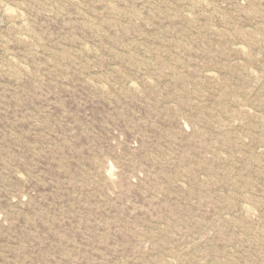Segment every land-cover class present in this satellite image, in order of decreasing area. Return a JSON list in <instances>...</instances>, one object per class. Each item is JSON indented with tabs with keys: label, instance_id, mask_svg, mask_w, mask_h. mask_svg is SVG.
I'll return each instance as SVG.
<instances>
[{
	"label": "rangeland",
	"instance_id": "1",
	"mask_svg": "<svg viewBox=\"0 0 264 264\" xmlns=\"http://www.w3.org/2000/svg\"><path fill=\"white\" fill-rule=\"evenodd\" d=\"M0 264H264V0H0Z\"/></svg>",
	"mask_w": 264,
	"mask_h": 264
},
{
	"label": "bare ground",
	"instance_id": "2",
	"mask_svg": "<svg viewBox=\"0 0 264 264\" xmlns=\"http://www.w3.org/2000/svg\"><path fill=\"white\" fill-rule=\"evenodd\" d=\"M11 12H12V11H11ZM13 13H14V12H13ZM13 13H12V14H13ZM249 110H250V109H249Z\"/></svg>",
	"mask_w": 264,
	"mask_h": 264
}]
</instances>
